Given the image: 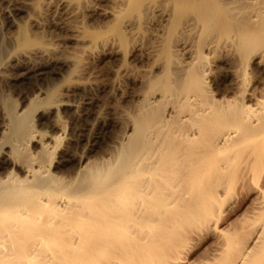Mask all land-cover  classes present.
Returning <instances> with one entry per match:
<instances>
[{
  "label": "bare ground",
  "instance_id": "bare-ground-1",
  "mask_svg": "<svg viewBox=\"0 0 264 264\" xmlns=\"http://www.w3.org/2000/svg\"><path fill=\"white\" fill-rule=\"evenodd\" d=\"M127 1L137 10L165 15L171 0ZM172 1L173 32H187L197 43L180 46L185 58L175 77L166 50L158 75L134 109L123 100L119 115L110 118L91 102L51 101L43 89L24 108L3 98L0 264H179L191 239L187 223L215 215L213 201L221 207L214 180L234 179L239 172L242 162L232 153L250 146L243 173L255 178L264 169V0L245 5L239 0ZM63 4L70 7L66 16L77 19L80 6L74 0ZM185 10L190 17L182 21ZM129 22L122 28L132 33L136 26ZM101 33L84 43L88 56L115 42L113 30ZM209 35L213 39L203 44ZM16 41L20 46L32 42L25 26ZM205 47L228 51L236 62L220 84L212 80L214 90L206 80ZM248 61L257 73L246 92L241 68ZM47 68L10 79L33 86L59 75L56 66ZM59 112L72 113L77 121L69 124ZM260 196L262 216L256 219L262 223L246 236L218 228L216 215L212 227L222 247L211 258L214 264H264V189Z\"/></svg>",
  "mask_w": 264,
  "mask_h": 264
},
{
  "label": "rangeland",
  "instance_id": "rangeland-1",
  "mask_svg": "<svg viewBox=\"0 0 264 264\" xmlns=\"http://www.w3.org/2000/svg\"><path fill=\"white\" fill-rule=\"evenodd\" d=\"M247 1L239 0L238 4L245 5ZM74 3L80 6L75 20L66 16L70 7L64 6L63 0H46L38 6L30 3V0H0V103L4 101L3 98H10L24 108L28 100L39 96L40 89H43L51 94V101L67 100L76 104L91 102L94 110H102L110 118L117 117L119 104H125L123 100L127 101L128 110L134 109L139 95L146 91L148 82L158 75L167 49L172 54L170 71L175 77L181 73L179 60L185 58L180 46L184 42L197 43L187 32H173L177 23L172 0L165 3V15L163 11L137 10L135 4L127 0H74ZM188 11H184L182 21L190 17ZM37 16L40 19L34 22L33 18ZM78 21L82 28L80 32H75ZM128 21L136 26L132 33L122 28ZM22 26L27 28L32 40L26 46H20L16 41ZM112 30L115 40L113 45L110 43L111 46L108 44L103 49L99 48L94 56L83 52L82 47L88 39L101 32L110 34ZM210 38L213 39V36L205 38L203 44ZM202 53L203 61L210 69L206 80L209 81V88L214 90L212 80L215 85L220 84L221 75L236 62L231 53L217 47L211 50L205 47ZM53 66L59 68V75L47 79V82L40 80L38 85L33 83V86H28L10 79L12 76L19 78L26 73L31 74L35 67ZM83 68L88 69V73L81 72ZM242 70L247 75L245 90L248 92L257 70L251 61ZM31 80L27 79L25 83ZM71 114L59 112L58 116L72 124L77 120ZM232 155L237 162H242L239 172L234 179L225 176L214 180L218 198L222 200L221 207L213 201L215 215L198 217L187 223L191 239L186 242L189 247L186 246L182 256L185 261H178L179 264H199L205 260L214 264L211 258L222 247V237L218 229L212 227L218 218L217 214L220 215L218 228L237 232L238 235H244L253 226L262 223L256 218L262 216L259 207L262 205L260 195L264 189V169L259 170L256 179L250 171L243 173L244 161L251 156L250 146H244ZM221 160L223 163L225 158ZM261 166H264V160ZM187 248H191V251Z\"/></svg>",
  "mask_w": 264,
  "mask_h": 264
}]
</instances>
